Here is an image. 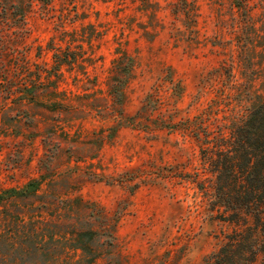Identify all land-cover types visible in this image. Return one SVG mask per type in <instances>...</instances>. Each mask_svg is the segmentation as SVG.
<instances>
[{
  "label": "rangeland",
  "instance_id": "1",
  "mask_svg": "<svg viewBox=\"0 0 264 264\" xmlns=\"http://www.w3.org/2000/svg\"><path fill=\"white\" fill-rule=\"evenodd\" d=\"M262 102L264 0H0V193L42 183L0 207V264L23 262L22 213L53 236L27 262L203 264L232 226L199 145L147 123L223 131Z\"/></svg>",
  "mask_w": 264,
  "mask_h": 264
},
{
  "label": "trees",
  "instance_id": "2",
  "mask_svg": "<svg viewBox=\"0 0 264 264\" xmlns=\"http://www.w3.org/2000/svg\"><path fill=\"white\" fill-rule=\"evenodd\" d=\"M121 59L119 57L118 61ZM121 76V81L113 84L110 92L114 102L121 107V120L126 121L128 116L122 111V97L131 71ZM23 96L33 98L34 91L28 90ZM160 108L148 101L136 115L129 117V123L137 126L144 122L143 114L153 119L155 114L161 113L158 111ZM147 126L150 131L159 129L182 133L185 138L195 141L200 147L206 171L212 176V209L220 213L219 219L229 223L232 230L224 234L221 245L205 257L203 264H255L259 259L264 261V102L223 131L212 130L201 117L190 122L164 119L160 125L150 121ZM41 186V181L31 180L22 188L0 193V207L13 200L27 201L37 197ZM19 216L23 218L22 225L30 227L24 230L17 257L22 258L21 264H40L27 262L25 258H36L44 249L43 243L53 236L46 235L40 227L43 222L32 221L30 213ZM94 234L93 231L74 233L79 238L76 239L80 245L78 249L87 251L90 239L84 241V235L89 238Z\"/></svg>",
  "mask_w": 264,
  "mask_h": 264
}]
</instances>
